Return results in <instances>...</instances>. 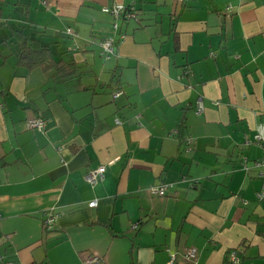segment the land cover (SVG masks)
Returning <instances> with one entry per match:
<instances>
[{"label":"crops","instance_id":"1","mask_svg":"<svg viewBox=\"0 0 264 264\" xmlns=\"http://www.w3.org/2000/svg\"><path fill=\"white\" fill-rule=\"evenodd\" d=\"M115 4L136 18L102 12ZM22 41L77 73L17 66ZM33 118L47 128L28 129ZM259 129L264 0H0V264H230L231 251L264 264Z\"/></svg>","mask_w":264,"mask_h":264},{"label":"built area","instance_id":"2","mask_svg":"<svg viewBox=\"0 0 264 264\" xmlns=\"http://www.w3.org/2000/svg\"><path fill=\"white\" fill-rule=\"evenodd\" d=\"M183 1L184 0H174V3L175 5H180L183 3ZM133 11H134L133 7L126 8L118 4L112 6H105L102 8L103 13L114 17L115 20H125V21L135 18ZM231 13H232V8L230 6L226 7L224 10V14L226 16H230ZM118 29H119L118 24L117 23L113 24V30L117 32ZM67 34L73 36V32L71 30H67ZM118 36H119L118 42L114 37H109L101 45L102 47L101 56L104 59H109L110 57L116 54L117 46L120 43V41L123 40L124 38L123 35H118ZM184 74H186V72ZM117 96H119V94H116V97ZM199 110L200 108L198 109L197 113H199ZM47 125H48V119L46 118H33V119H28L26 121V126L28 129L38 130L41 132H43L47 128ZM253 140L254 143L257 144L262 150V156L253 162V166L260 170L258 174V178L261 179L262 181L261 189L259 192L256 193V200L259 202H264V136L261 129H259L257 133L253 136ZM194 143H195L194 138H192L191 136L187 137L184 140L185 151L187 152L190 151ZM241 167L243 168V170L247 171L248 167L245 159L242 161ZM104 172H105V166H100L96 170L87 173L84 177V181L91 186H95L103 180ZM173 186L174 185L172 183L159 184L151 187L149 189V193L154 197L164 198L167 195L168 191L173 188ZM88 207L91 209L95 208L96 202L94 201L89 203ZM56 220H57V215L54 214L52 211H48L44 216L43 229L45 231L52 229L56 223ZM133 228L136 227L133 226ZM195 257H196V250L194 248H190L186 251L185 259L187 261H192L195 259ZM172 260H173V256L171 257L170 263L172 262ZM228 260L230 264L240 263V258L236 251H231L229 253ZM102 262H103V258L91 255L87 257L84 264H101Z\"/></svg>","mask_w":264,"mask_h":264},{"label":"trees","instance_id":"3","mask_svg":"<svg viewBox=\"0 0 264 264\" xmlns=\"http://www.w3.org/2000/svg\"><path fill=\"white\" fill-rule=\"evenodd\" d=\"M16 47L17 66L27 71L35 68H40L44 72L52 71L53 81L66 80L77 73L78 69L73 61L56 60L49 47L32 48L27 41L16 44Z\"/></svg>","mask_w":264,"mask_h":264},{"label":"rangeland","instance_id":"4","mask_svg":"<svg viewBox=\"0 0 264 264\" xmlns=\"http://www.w3.org/2000/svg\"><path fill=\"white\" fill-rule=\"evenodd\" d=\"M233 150H234V153H233L234 155H233V156H235V157L238 156V152H237V150H236V149H233ZM243 160H244V158H242L241 161H243Z\"/></svg>","mask_w":264,"mask_h":264}]
</instances>
